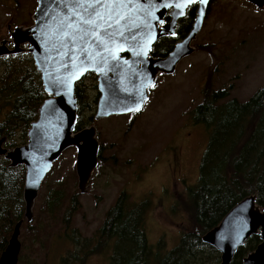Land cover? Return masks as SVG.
Wrapping results in <instances>:
<instances>
[{"label":"rangeland","instance_id":"rangeland-1","mask_svg":"<svg viewBox=\"0 0 264 264\" xmlns=\"http://www.w3.org/2000/svg\"><path fill=\"white\" fill-rule=\"evenodd\" d=\"M3 2L1 34L6 32L11 16L15 25L32 24L37 0ZM192 44L195 52L180 61L175 73L158 76L141 111L86 125L96 126L101 148L87 193L78 189L76 147L67 148L54 163L35 201L33 221L25 219L27 224L21 227L20 255L24 254V261L18 264H64L70 253L79 251L86 239L94 237L122 191L133 205L150 202L145 229L154 249L163 242L164 250H171L182 232L192 228L187 187L199 178L209 138V129L194 121L192 110L202 102L207 88H225L230 90L227 98L246 101L264 87V5L259 7L247 0H211L204 25ZM83 80L86 98L93 103L99 98L97 76L89 73ZM93 106L86 115L95 114L97 104ZM4 115L3 109L0 119ZM60 181L66 182L70 198L78 193V210L69 228L62 224V215L49 221L42 209L50 188ZM64 205L63 212L70 204ZM42 224L46 226L42 228ZM28 229L47 231L44 235ZM23 238L27 241L25 250ZM82 264L111 261L107 252H101L87 256Z\"/></svg>","mask_w":264,"mask_h":264},{"label":"water","instance_id":"water-1","mask_svg":"<svg viewBox=\"0 0 264 264\" xmlns=\"http://www.w3.org/2000/svg\"><path fill=\"white\" fill-rule=\"evenodd\" d=\"M247 1L259 7L264 5V0ZM123 2L126 6L119 11L124 18L108 30L111 39L104 34V23L97 21L96 36L77 40L73 47L69 39L71 30L66 26L61 30L62 24L72 22L66 20L68 14L57 0H37L33 24L16 27L11 40L0 42V57L21 52L32 56L44 91L49 95L39 107L38 118L27 131L25 144L8 148L5 146L7 138H0V157L9 160L10 167L22 165L26 170L23 198L27 222L33 221V208L44 179L67 148H77L76 173L80 193L88 192L99 164L100 142L96 126L76 129L77 83L89 73L96 74L99 91L94 114L96 121L141 111L158 76L175 73L180 61L195 52L192 43L204 25L211 0L206 4L186 5L183 15L174 7L176 0ZM164 3L173 6L164 8ZM193 5L196 6L195 17L186 36L177 41L167 55H151L153 45L160 38L177 35L178 21ZM98 11L107 18L109 10L99 8ZM152 16L158 19L153 20ZM167 16L169 19L165 20ZM159 19L164 22L159 23ZM9 43L13 46L10 47ZM22 223L16 224L0 256V264L19 263ZM251 235H258L260 242L242 264H264V207L257 204L255 194L235 204L218 225L202 236V241L220 253L219 264H231L237 250Z\"/></svg>","mask_w":264,"mask_h":264},{"label":"trees","instance_id":"trees-1","mask_svg":"<svg viewBox=\"0 0 264 264\" xmlns=\"http://www.w3.org/2000/svg\"><path fill=\"white\" fill-rule=\"evenodd\" d=\"M195 8V5L188 8L175 37L159 39L153 49L155 56L167 55L175 43L186 36L195 17ZM83 83L82 79L76 85L77 130L94 122V114L86 115L85 112H92L93 105L98 102L97 98L93 103L88 101ZM229 95L230 90L225 88H207L202 102L192 110L194 121L209 129V138L200 162L199 178L187 187L192 228L182 232L178 244L171 250H164L163 242H159L154 249L148 242L145 229V213L150 202L145 200L133 205L129 202V195L122 191L94 237L86 239L79 251L70 253L64 264L71 261L82 264L87 256L101 252L109 254L111 264L220 263V253L204 243L202 236L249 195L255 194L257 204L264 207V87L246 101L227 98ZM47 97L40 73L28 52L0 57V113L3 109L5 113L0 119V138H7L6 147L13 148L27 142V131L38 118L39 107ZM100 158L99 154V161ZM25 174L24 166L10 167L9 160L0 157V256L16 224L23 221L22 228L27 224L23 198ZM65 186L66 182L60 181L51 187L42 209L49 221L62 215V224L69 228L73 214L78 210V193L70 198ZM65 202L70 205L63 212ZM45 226L42 224L41 227ZM28 230L38 234L47 231ZM74 241L79 242L78 238ZM259 242L258 235H251L237 250L231 264H242ZM26 248L27 241L23 238V249ZM19 260L24 261V254Z\"/></svg>","mask_w":264,"mask_h":264},{"label":"snow or ice","instance_id":"snow-or-ice-1","mask_svg":"<svg viewBox=\"0 0 264 264\" xmlns=\"http://www.w3.org/2000/svg\"><path fill=\"white\" fill-rule=\"evenodd\" d=\"M57 3L64 12L68 14L66 20L72 21L66 25L62 24L61 30L65 26L71 30L69 39L73 47H75L77 40L84 41L90 36H96L97 21L104 23V34L108 35L109 39H111L112 34L108 30L113 27V24L118 25L120 20L124 18L119 10L126 6L123 0H57ZM193 3L206 4L207 0H176L174 7L181 10L179 14L183 15V8ZM150 6L154 7V5ZM162 6L164 8H169L173 5L164 3ZM99 8L109 10L107 18L98 11ZM149 15H151V13H149ZM152 19L157 20L158 17L152 16ZM73 22L75 23V27H73ZM163 22L162 19H159V23ZM171 34L175 35V33ZM64 35H68V33H64ZM63 46L62 44L61 47ZM129 111H131V109H129Z\"/></svg>","mask_w":264,"mask_h":264},{"label":"flooded vegetation","instance_id":"flooded-vegetation-1","mask_svg":"<svg viewBox=\"0 0 264 264\" xmlns=\"http://www.w3.org/2000/svg\"><path fill=\"white\" fill-rule=\"evenodd\" d=\"M0 5H4L5 6V2H3V0H0ZM9 9H13L11 6H10V8ZM32 18H33V15H32ZM169 18H168V16L165 18V20H168ZM181 20L182 19H180L179 21H178V26H177V29H178V27H179V25H180V23H181ZM32 24H33V22H32ZM32 24H30V25H28V26H25V27H29V26H31ZM0 25H1V23H0ZM18 26H20L19 24L18 25H15L14 23H13V16H11L10 17V19L7 21V23H6V32H4V33H0V42H2V41H5V40H7V41H9V40H11L12 39V32L15 30V28L16 27H18ZM184 38V37H183ZM182 39V38H181ZM181 39H179V40H181ZM178 40V41H179ZM159 41V40H158ZM158 41L153 45V48H152V52H151V55H153V56H155L154 54H153V49H154V47L158 44ZM10 47H12L13 46V44L12 43H9L8 44ZM157 57V56H156Z\"/></svg>","mask_w":264,"mask_h":264}]
</instances>
